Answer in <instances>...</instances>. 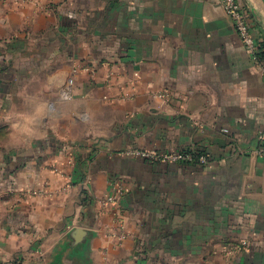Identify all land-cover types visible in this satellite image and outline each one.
<instances>
[{
  "label": "crops",
  "instance_id": "0c3cea01",
  "mask_svg": "<svg viewBox=\"0 0 264 264\" xmlns=\"http://www.w3.org/2000/svg\"><path fill=\"white\" fill-rule=\"evenodd\" d=\"M0 127V264H264V63L215 0H0Z\"/></svg>",
  "mask_w": 264,
  "mask_h": 264
},
{
  "label": "built area",
  "instance_id": "2783aa9c",
  "mask_svg": "<svg viewBox=\"0 0 264 264\" xmlns=\"http://www.w3.org/2000/svg\"><path fill=\"white\" fill-rule=\"evenodd\" d=\"M218 6L222 7L228 17L232 20L233 26L245 48V50L253 57L257 64H263L264 61L260 59V53L262 52V46L257 41L251 26L248 21V13L240 0H215ZM159 98H166L167 93L163 92L158 95ZM262 143L261 155L264 158V132L259 136ZM130 155L139 157L144 160L156 162L164 161L169 163H194L197 162L200 165H206L209 162L207 155H194L187 152H175V153H156L147 152L145 150H133L129 152ZM122 193V189L119 188L118 193H108L105 196L99 198L98 202L103 208H106L110 204L117 203L119 195ZM242 245L247 247V242H243Z\"/></svg>",
  "mask_w": 264,
  "mask_h": 264
},
{
  "label": "rangeland",
  "instance_id": "374dc122",
  "mask_svg": "<svg viewBox=\"0 0 264 264\" xmlns=\"http://www.w3.org/2000/svg\"><path fill=\"white\" fill-rule=\"evenodd\" d=\"M16 2H20V0H15ZM98 127V126H97ZM6 130L2 127H0V140L5 137Z\"/></svg>",
  "mask_w": 264,
  "mask_h": 264
},
{
  "label": "trees",
  "instance_id": "16d2710c",
  "mask_svg": "<svg viewBox=\"0 0 264 264\" xmlns=\"http://www.w3.org/2000/svg\"><path fill=\"white\" fill-rule=\"evenodd\" d=\"M262 52L260 53V59L264 61V46L262 47Z\"/></svg>",
  "mask_w": 264,
  "mask_h": 264
}]
</instances>
